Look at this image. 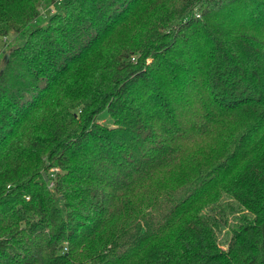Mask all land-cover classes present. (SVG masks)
I'll use <instances>...</instances> for the list:
<instances>
[{"label":"trees","instance_id":"trees-1","mask_svg":"<svg viewBox=\"0 0 264 264\" xmlns=\"http://www.w3.org/2000/svg\"><path fill=\"white\" fill-rule=\"evenodd\" d=\"M57 1L0 0V264H264V0Z\"/></svg>","mask_w":264,"mask_h":264},{"label":"rangeland","instance_id":"rangeland-1","mask_svg":"<svg viewBox=\"0 0 264 264\" xmlns=\"http://www.w3.org/2000/svg\"><path fill=\"white\" fill-rule=\"evenodd\" d=\"M62 1L63 0H58L55 4L51 5L50 7L42 9L43 15H41L39 17V19L37 20L38 24L44 25L47 21L48 16H50L51 14H53L54 11H56L58 3L62 2ZM18 42H20V38L15 34H10L7 37H1L0 38V69L4 65L6 59L8 58L10 47L13 46L15 43H18ZM102 121H105V118L102 119ZM223 234L224 233H222L220 238H222ZM222 247L226 248L227 242L224 241L222 243Z\"/></svg>","mask_w":264,"mask_h":264}]
</instances>
